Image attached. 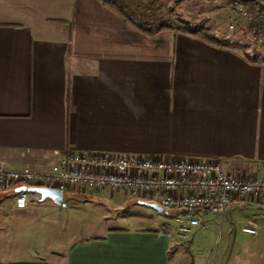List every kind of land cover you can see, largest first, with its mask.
I'll return each mask as SVG.
<instances>
[{"label": "crops", "instance_id": "0c3cea01", "mask_svg": "<svg viewBox=\"0 0 264 264\" xmlns=\"http://www.w3.org/2000/svg\"><path fill=\"white\" fill-rule=\"evenodd\" d=\"M123 7L141 26L105 0H0V165L23 167L56 148L108 149L218 158L232 174L264 176V57ZM23 184L0 190V264H172L181 251L159 231L165 213L149 193L79 184L112 200L93 206L98 222L120 224L56 238L43 206L63 201L37 192L17 206ZM129 196L160 219L133 213ZM221 215L219 225L229 220L237 234L244 221L264 243V197L240 196Z\"/></svg>", "mask_w": 264, "mask_h": 264}, {"label": "built area", "instance_id": "2783aa9c", "mask_svg": "<svg viewBox=\"0 0 264 264\" xmlns=\"http://www.w3.org/2000/svg\"><path fill=\"white\" fill-rule=\"evenodd\" d=\"M235 1L237 11L248 14L244 3ZM261 19L264 20V9ZM254 20L258 22L257 18ZM33 156V162L23 167L0 165V190L24 181L51 186L64 193L79 184L92 189L110 187L132 193L146 192L165 213L159 231L174 237L177 243L191 241L200 226L210 224L199 213L217 209L225 218L229 204L236 198L260 200L264 197V176L232 174L218 158L59 148ZM28 201L27 190L17 191V206H26ZM244 230L255 232L256 228L245 225Z\"/></svg>", "mask_w": 264, "mask_h": 264}, {"label": "rangeland", "instance_id": "374dc122", "mask_svg": "<svg viewBox=\"0 0 264 264\" xmlns=\"http://www.w3.org/2000/svg\"><path fill=\"white\" fill-rule=\"evenodd\" d=\"M115 1H123L124 4L125 0ZM256 1L264 3V0ZM122 6H127L134 15H142L146 11L149 14L164 13L166 25L177 27L187 21L202 25L205 30L244 48L247 53L264 57V39L256 35L254 28H250L251 16L241 15L237 11L235 0H126V5ZM78 187L76 185L67 190L61 205L53 203L52 206H43L45 211H50L48 218L53 217L56 238L68 233L73 236L100 233L106 226L120 224V220L114 218L110 222H98L96 208L93 206L98 207L101 203L110 205L112 200L99 197L89 190L80 192ZM28 193L34 198H40L35 191ZM134 204L140 209L133 213L145 216L152 214L155 221L162 216L160 210L143 205L129 196L127 207L130 209ZM199 215L202 220L212 223L199 227L192 241L180 243L181 251L172 252V264H264V253H261L264 252V243L256 235L242 231L244 221L236 222V234L229 220L224 226L219 225L221 212ZM122 222L133 223L129 219H123ZM135 224H139V221Z\"/></svg>", "mask_w": 264, "mask_h": 264}, {"label": "trees", "instance_id": "16d2710c", "mask_svg": "<svg viewBox=\"0 0 264 264\" xmlns=\"http://www.w3.org/2000/svg\"><path fill=\"white\" fill-rule=\"evenodd\" d=\"M106 2L110 3L111 5L115 6L117 9H119L123 14H125L130 20H132L135 24L141 26V24L136 21L127 11H125L124 7L121 3L115 1V0H105ZM248 8V14L251 16L249 19V26L250 28H254L255 33L257 36L262 37L264 39V26L262 23H264V20L261 19L262 17V11L264 9V3L256 0H241ZM251 3V4H248ZM257 18L258 22H256L254 19ZM167 26V25H166ZM178 29L186 32H190L196 36H199L200 38L216 43V44H223V45H229L238 47L234 44H231L229 42H225L222 38L218 37L214 33L205 30L202 25L192 23L190 21H187L179 26H177ZM146 31L149 32H156L157 29H150L145 28ZM264 43V42H263ZM248 55L251 58H254L255 56L253 54ZM192 264V263H191Z\"/></svg>", "mask_w": 264, "mask_h": 264}, {"label": "water", "instance_id": "95a60500", "mask_svg": "<svg viewBox=\"0 0 264 264\" xmlns=\"http://www.w3.org/2000/svg\"><path fill=\"white\" fill-rule=\"evenodd\" d=\"M17 190H29V191H35L41 193L42 198L46 197H51L53 198L56 202L62 203L63 198H64V191L47 186V185H28V184H23L17 188ZM155 206L159 207L162 209V206L159 203H152Z\"/></svg>", "mask_w": 264, "mask_h": 264}]
</instances>
